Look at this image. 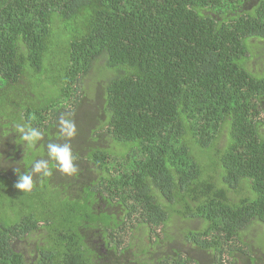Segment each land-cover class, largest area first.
<instances>
[{"label": "trees", "instance_id": "obj_1", "mask_svg": "<svg viewBox=\"0 0 264 264\" xmlns=\"http://www.w3.org/2000/svg\"><path fill=\"white\" fill-rule=\"evenodd\" d=\"M263 53L264 0H0V264H264Z\"/></svg>", "mask_w": 264, "mask_h": 264}, {"label": "rangeland", "instance_id": "obj_2", "mask_svg": "<svg viewBox=\"0 0 264 264\" xmlns=\"http://www.w3.org/2000/svg\"><path fill=\"white\" fill-rule=\"evenodd\" d=\"M56 53L58 55V56H56L57 58L58 57L59 58H63L66 55V52L64 54V52H62V51H61V53L59 51H56ZM260 60H261L262 64L264 65V55H261V59ZM262 64L258 62V59H252V61L250 62V67H251L250 70L252 72H256L257 75L258 74H261L263 72V70H262L263 65ZM100 65L101 64L99 63V66ZM94 75H95L94 69L93 70H90L89 71V75L85 79H83L82 86L85 87L87 84H89L91 82H94L95 80H92V78L94 77ZM96 75L99 76V79L102 80V81H104L103 78L107 77V75L105 73H101V74L97 73ZM96 75H95V79H96ZM30 79H31L30 80V86H31L30 90L33 92L34 95H36L37 99L41 100L43 103H44V100H43L44 97L50 98V97H54L57 94V90H49L48 89L47 83H48V81L51 82L50 71H49L48 76H47L48 81H46L45 83L40 82L39 79H38V77H37V75L32 76ZM96 85H97V83H96ZM5 99H6V97H0V101H4ZM85 102H90V101L87 100ZM8 117H10V113L9 112H7V111H5V112L4 111H1L0 112V119H3L5 121ZM0 128H2V127H0ZM0 133L1 134H5V132H0ZM51 137L52 136H49V138H51ZM18 141H19V139L17 138L15 142L17 143ZM99 142H102V140L100 139ZM90 143H91V141H89L88 146H90ZM27 144H28V142L25 145V146H27V148H26L25 154L23 155L22 160H21L23 162V164L25 165L26 168L31 165V162H32V160L34 161V159H35L34 157L35 156L38 155L39 157H43L44 156V153L46 152L45 147H43V145L41 143L31 142L28 145ZM7 149H8V147H6V149H4L3 152H5ZM116 152L119 153V154H122L124 151L123 150H121V151H118L117 150ZM79 153H80L81 158H83L85 156L84 152L81 151ZM3 155L4 154L2 153V156ZM4 162L5 161L3 159H1V161H0V163H1L0 164V168H2L3 170H5L8 167V165L6 163H4ZM78 163H82V162H79L78 161ZM80 165H82V164H80ZM80 165H78V167L79 168H82V166H80ZM39 168L41 170H43L42 163L39 166L36 167V171L33 173V176H35V174L38 173ZM83 168H84V166H83ZM57 175H60V173H56L55 172L53 174V181H55V182H56V178H57L56 176ZM45 182H48V180L47 179H44L43 181H41V183L39 185L40 190L43 191V194H44V192L46 190L45 188L46 187H50ZM21 200H23V198H21ZM105 218H106L107 221H109L108 217H105ZM0 219H1V217H0ZM12 220H16V219L15 218H11L10 220H7L6 219V220H4V222L5 223H9ZM94 237L95 236H93V238ZM254 239H255V244L258 246V250H260V252L264 255V239H262V238L260 239L259 238L260 239L259 240L258 237H255ZM26 249L29 250L30 249V246H26ZM227 261H228V259L224 256V258H223V264H228Z\"/></svg>", "mask_w": 264, "mask_h": 264}, {"label": "flooded vegetation", "instance_id": "obj_3", "mask_svg": "<svg viewBox=\"0 0 264 264\" xmlns=\"http://www.w3.org/2000/svg\"><path fill=\"white\" fill-rule=\"evenodd\" d=\"M23 175H26V177H28L29 176V174H27L26 172H24L23 173ZM37 175H40L39 176V178L38 179H40L41 181H43L44 179H47L48 180V182H45L46 184H48V183H50V176L49 175H44L43 173H40V174H37ZM40 181V182H41ZM69 186V185H68ZM68 186L65 188V189H67L68 188ZM91 188H92V185H91ZM99 202H95V204L93 203V202H90V207L92 208V210L94 209V207H95V205L96 204H98ZM102 204V203H101ZM97 207L92 211V213L93 214H95V213H97V212H100V211H103L102 209H100V207L102 206V207H104V205H96ZM104 210H105V207H104ZM92 230H95L96 231V229L95 228H92ZM92 230H91V232H92ZM90 232V233H91ZM87 238V237H86ZM84 240H85V238H84ZM90 243H93L94 245L95 244H97V240L95 241V240H92V241H90ZM13 245L15 246V248H16V252H20L22 255H23V257H24V259H25V261H29V262H31V264H32V261L35 259H37L38 257L37 256H39V254L38 253H36L35 251V248H36V244H32V245H29L28 243H27V240H21V241H19V242H15V243H13ZM26 246H30V249L29 250H27L26 249ZM98 246V245H97ZM92 248V250L97 254V255H99V263L98 264H110V261H114V259L116 260V261H118V262H120V261H122L123 260V256H115V255H112V253L110 252V250H108V249H106L105 247H104V244H100L99 245V247H98V249H99V251L96 249V246L95 247H91ZM168 250L170 249V248H167ZM163 253V252H162ZM185 253V252H184ZM158 254H161L160 252L158 253ZM165 254V253H164ZM32 255H34V257H32ZM33 258V259H32ZM138 260V255H136L135 257L133 256L132 257V259H130L129 257H127V259H126V263L127 264H138V261L136 260V259ZM39 259V258H38ZM135 260V261H134ZM121 264H125L124 262H122Z\"/></svg>", "mask_w": 264, "mask_h": 264}]
</instances>
